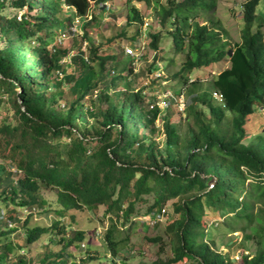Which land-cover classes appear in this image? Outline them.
<instances>
[{
  "label": "trees",
  "instance_id": "obj_1",
  "mask_svg": "<svg viewBox=\"0 0 264 264\" xmlns=\"http://www.w3.org/2000/svg\"><path fill=\"white\" fill-rule=\"evenodd\" d=\"M108 1L0 0V264H126L129 234L123 237L122 228L128 224V232L140 215L155 219L170 200L180 219L166 229L174 243L163 264H228L204 242H215L206 235L212 222L204 223L205 210L236 233L228 246L251 243L242 264H264V148L245 141L247 118L264 109L259 0L240 5L238 42L216 17L219 0H127L125 26L97 42L88 28L96 13L110 9ZM132 3L152 5L157 14L160 30L146 32L153 53L147 72L164 69L163 79L175 83L166 88L173 99L165 109L145 101V88L129 89L124 73L133 71L132 56L106 54L127 27L142 24ZM75 19L80 33L72 31ZM66 35L70 48L60 40ZM139 36L136 30L128 38L130 47ZM223 61L229 67L208 86L191 80ZM118 83L125 85L120 99L112 90ZM181 95L183 133L169 106L180 104ZM159 120L165 138L157 142ZM45 192L55 194L53 201ZM98 206L110 221L99 239L102 251L86 250L76 262L71 250L84 248L86 234L72 228L68 215ZM48 213L55 216L50 225L34 222ZM45 236L47 244L33 255L31 247Z\"/></svg>",
  "mask_w": 264,
  "mask_h": 264
},
{
  "label": "rangeland",
  "instance_id": "obj_2",
  "mask_svg": "<svg viewBox=\"0 0 264 264\" xmlns=\"http://www.w3.org/2000/svg\"><path fill=\"white\" fill-rule=\"evenodd\" d=\"M127 0H109L107 2V7L110 8L107 12H99L96 18V23L91 24L88 28L90 32L95 34L97 37V42L105 41V39L116 37L119 30L125 26V4ZM246 0H219L217 9H216V17L220 19L227 29L228 34L230 36V40L233 42H238L240 37V26H241V9L240 5ZM133 2V1H132ZM160 3H163L164 0H159ZM142 14L143 22L141 25L127 27L126 28V37L116 38V40L112 43L113 45L107 47L106 54H116L119 55L122 52L125 53V50L129 49L133 53L132 58L134 59V63L130 64L132 68V73H124V76H127L126 81L132 82L130 88L132 93H136L139 88H145L143 95L145 96V101L147 102L149 99H153L157 102V105L160 109H165L168 107L169 102L167 100L170 98V102L172 101L170 94H173V91L170 92L166 89L168 86H175L174 82H168L165 78V70L156 71L152 75L147 72V68L153 62V53L148 49L147 45L149 43V39L146 38V32L149 27H151L152 33H157L160 30V24L156 17L157 14L153 13L150 8L146 7L144 3H132ZM23 12V11H22ZM21 12V13H22ZM110 12V14L108 13ZM257 15L255 25L263 23L262 31L264 32V0H259V4L257 6ZM91 17H88L90 20ZM263 20V21H261ZM99 23V25H98ZM95 25H98L97 27ZM80 24L74 20V25L72 26L73 32L80 33ZM136 30H140L141 37H137L139 39V43L135 48L130 47L129 37L134 35ZM161 34V32H160ZM162 34V38H163ZM63 46L70 48L72 41L71 38L66 36L60 37ZM136 39V40H137ZM161 46L163 48L170 47V40L162 39ZM142 56L141 59L138 60V57ZM138 60V61H137ZM68 61V59H67ZM127 66V65H126ZM129 66V65H128ZM127 66V68H128ZM161 68L163 65H156ZM229 63L227 61H223L217 63L208 69H204L203 71H195L193 72V77L191 80L198 78L201 82L207 85V82L211 80V78L221 72L223 69L228 68ZM159 68V67H158ZM159 76L162 77L161 81L158 82ZM152 82L155 84L152 85ZM157 83H160V87H158ZM126 84V83H123ZM208 86V85H207ZM102 88L98 87V91ZM125 85L122 83H118V87L113 90V95L115 97H120L118 92L124 91ZM169 89V88H168ZM163 90V91H160ZM116 92V93H115ZM95 98V97H93ZM121 98V97H120ZM118 98V99H120ZM186 100L185 95H181L177 100L180 104L176 105L172 102L170 106L171 110L175 111L173 113L172 118L175 120L177 125L180 128V132H184V128H186L187 124L184 122H180V120H184V115L182 110L184 108L183 100ZM95 100V99H94ZM96 106V105H94ZM102 109L106 108L105 104L101 105ZM181 115H178V113ZM156 124L160 130L157 135L156 141L162 140L165 138V134L161 129L162 122L161 120L156 121ZM245 132L248 135V138L245 140L246 142H252L256 146L261 145L264 148V109H256L253 113V116L247 118V125L245 126ZM44 195L48 197L51 201H53L55 194L45 192ZM176 200L168 201L164 206L163 210L160 211L158 217H156L155 221L158 223L156 226L154 222H149L151 216H137L133 218V224L130 230L127 232L128 224L122 228V236L124 237L127 233L128 236V244L125 247L124 256L128 259L126 264H163L167 260H169L172 256V236L166 233L167 227L170 226L174 221L179 220V214H175L172 210V204L175 203ZM54 208V206H52ZM145 211L146 207H142L140 210ZM139 211V207H137ZM142 211V212H143ZM69 214V213H68ZM74 216V221L71 226L73 229L84 231L86 234V241L83 243L84 248H81L78 252L72 249L73 256L75 257V261L77 259L86 255V250L93 255V251L101 252L102 248L100 246V240L102 238L103 233L108 228L110 221L109 215L105 214V207L98 206L96 208H87L81 212H71L68 216ZM65 218V222H71V218ZM55 216L51 214L45 215V217L37 218L34 220L36 223L42 224L43 226L50 225L53 222ZM204 223L208 224L212 222V225L208 226L206 235L209 234L212 240L215 242L209 241L208 238L204 240V242L208 243L210 248L213 247V250L216 249L217 252H220L222 255H225L228 264L229 262H233V264H242L241 256L246 254L244 249L249 247L250 251H253V246L251 243L246 244L245 247L241 248V243H234V245L228 246L230 241H234L236 237V233H232L229 230H225L221 226V218L219 219L218 215L213 214L210 210H205V216L203 217ZM214 222V223H213ZM146 223L149 224L147 227ZM153 224V225H152ZM217 224V225H216ZM121 227V224L119 223ZM46 236L43 237L39 242L35 243L31 247V253L36 255L40 252L41 246L47 244ZM52 250L56 251L57 248L54 246L51 247ZM74 261V262H75ZM92 264H100V262H93ZM177 264H195L193 261L184 260V262H180Z\"/></svg>",
  "mask_w": 264,
  "mask_h": 264
},
{
  "label": "built area",
  "instance_id": "obj_3",
  "mask_svg": "<svg viewBox=\"0 0 264 264\" xmlns=\"http://www.w3.org/2000/svg\"><path fill=\"white\" fill-rule=\"evenodd\" d=\"M107 4H105V6H106ZM107 7V6H106ZM125 54H127V55H133V53L131 52V50H129V49H127V50H125ZM156 217H158V215L157 216H155V219H156ZM155 219H153V217L152 218H150V220H149V222H154V225L155 224H157V222L155 221ZM153 225V224H152Z\"/></svg>",
  "mask_w": 264,
  "mask_h": 264
}]
</instances>
